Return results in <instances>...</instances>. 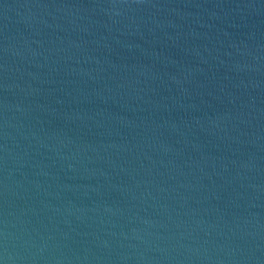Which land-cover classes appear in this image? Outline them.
I'll return each mask as SVG.
<instances>
[{
  "label": "water",
  "instance_id": "obj_1",
  "mask_svg": "<svg viewBox=\"0 0 264 264\" xmlns=\"http://www.w3.org/2000/svg\"><path fill=\"white\" fill-rule=\"evenodd\" d=\"M0 264H264V0H0Z\"/></svg>",
  "mask_w": 264,
  "mask_h": 264
}]
</instances>
